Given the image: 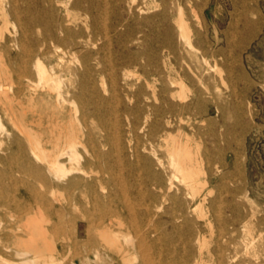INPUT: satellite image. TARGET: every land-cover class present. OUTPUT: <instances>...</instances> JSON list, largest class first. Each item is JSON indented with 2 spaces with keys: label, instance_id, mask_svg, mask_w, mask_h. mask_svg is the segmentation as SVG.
Masks as SVG:
<instances>
[{
  "label": "rangeland",
  "instance_id": "1",
  "mask_svg": "<svg viewBox=\"0 0 264 264\" xmlns=\"http://www.w3.org/2000/svg\"><path fill=\"white\" fill-rule=\"evenodd\" d=\"M92 3L95 12L102 17V24L108 28L104 34L97 23L94 26L89 50L94 59L103 63L97 66V61H92L96 66L93 77L100 83L99 71L104 69L102 76L107 99L112 96L113 85H117L123 104L130 108L136 105V100L128 99L126 94L131 97L139 94L143 101L138 112L141 128L131 135L132 144L139 141L142 153L150 156L144 145L149 149L153 145L154 150L165 157L166 137L176 136L179 132L193 137L205 158L207 191L214 188L211 199L222 195L226 203L224 237L220 238L218 223L211 233L198 219L210 249L221 243L236 264H264V0H92ZM180 17L190 31L191 45L182 35ZM78 18L81 24L85 20L82 13ZM20 29L21 25L10 17L0 21V45L16 37L15 33ZM43 39L35 33L32 38L20 42L32 46L41 55L47 70L61 77V83L55 81L52 85L58 87L61 84L63 89L77 85L74 76L66 70L72 65L69 56L60 61V53L53 47L44 55ZM22 51L19 43L11 54ZM147 59L152 63L149 64ZM35 60L36 57L32 58L30 63L31 84L27 79H21L22 85L39 83ZM122 60L126 65L120 64ZM9 62L8 57L0 53V85L5 84ZM180 77L186 88L184 99L180 96V85L173 83ZM13 79L17 80V75H13ZM29 101L27 92L12 103L0 97V139L6 144L10 143L12 135L19 133L12 118L30 124L35 118L33 115L38 118L42 113L47 123L48 109L40 105L36 107L37 113H31ZM114 106L116 104L111 101L106 104L105 122L95 118L89 120V125L94 133L108 131L114 135V119L119 118L121 137L126 145L130 136L128 124L133 121L134 114L129 117L122 112L116 114ZM167 121L172 124L167 126ZM149 130H154L152 145L147 137ZM136 178L137 183L126 194L125 200L134 208V216L123 214L120 217L123 227H111V233L118 235L124 249L122 255L100 237L103 224L116 219L112 215L105 216L108 203L85 197L78 190L61 189L55 208L43 210L56 225L54 235L58 251L55 258L48 253L39 257L32 253L19 255L18 252L23 250L16 247V239L8 234L0 246V264H142L145 255L150 258V264H154L156 212L154 203L147 199V192L140 190L142 185L144 187L142 181L147 178ZM144 188L149 189L148 186ZM21 190L20 186L14 191L16 198H21ZM36 214L35 203L31 202L16 213L18 224L9 216L5 217V223L16 229L18 237L26 238L28 233L21 223ZM249 231L262 245L253 252L246 251L245 237ZM130 240L135 243L131 244ZM192 247L197 256L199 247L195 237ZM173 250H170V258H178L181 246ZM164 251L166 253V249ZM35 257L38 259L33 260Z\"/></svg>",
  "mask_w": 264,
  "mask_h": 264
},
{
  "label": "bare ground",
  "instance_id": "2",
  "mask_svg": "<svg viewBox=\"0 0 264 264\" xmlns=\"http://www.w3.org/2000/svg\"><path fill=\"white\" fill-rule=\"evenodd\" d=\"M92 4V0H0V21H6L10 17L21 25V29L15 33L16 37L9 38L0 45V53L10 61L7 65L8 73L3 76L5 84L0 85V97L12 103L20 94L27 92L31 113H37L36 107L40 105L48 109L47 123L44 122L42 113L38 114V118L33 115L35 118L30 124L12 118L19 133L12 135V140L7 144L0 139V246H3L5 236L9 234L16 239V247L23 250L18 252L19 255L27 256L32 253L39 257L48 253L54 256L58 251L54 235L56 225L43 210L55 208L56 197L61 189H74L85 197L91 196L95 201L104 200L108 203L104 209L105 216L112 215L116 219L103 224L100 237L111 248L116 247L122 255L124 249L119 243L118 235L111 233V227H123L120 219L123 214L134 216V208L125 202L126 194L137 183L136 177L145 176L147 179L142 182L149 189L142 185L140 190L142 193L147 192V199L154 203L156 212L154 264H236L221 243L210 249L207 237L201 230L202 224L198 223V219L202 220L211 233L218 223L220 238L226 234V221L223 219L226 203L222 195L211 199L214 188L207 191L209 182L206 162L196 140L182 132L176 136L169 135L164 140L163 157L154 150V130H149L147 137L152 147L149 149L144 145V150L152 156L142 153L140 142L132 144L131 139V135H135L136 130L141 128L138 112L143 101L140 95L131 97L126 94L128 99L136 100V105L130 108L123 104L117 85H113L110 99L105 97L107 90L102 76L104 69L99 71L100 83L93 77L96 66L92 61L96 59L89 46L95 34L94 26L97 23L104 34L108 28L104 27L102 17L95 12ZM79 13L85 17L82 24L79 22ZM182 18L179 19L182 35L191 45L190 31ZM35 33L44 37L41 44L44 55L53 47L60 53V61L69 56V63L72 65H68L66 70L74 76L77 85H69L71 87L64 89L61 84L58 87L52 85L55 81L60 82L61 77L47 70L41 55L32 46L21 44ZM19 43L23 48L22 53L12 55L11 50L19 47ZM34 57L40 81L37 85H22L21 79H27L31 84L30 63ZM96 61L97 66L103 63L102 60ZM147 61L152 63L151 59ZM1 64L4 66L3 62ZM120 64L126 65V61L122 60ZM13 75H17V80L13 79ZM176 82L181 87L180 96L184 99L186 88L182 77L179 81L173 80V83ZM110 101L116 104L113 107L114 113L122 112L127 117L134 114L133 121L128 124L130 136L126 145L121 137L119 118L114 117V135L108 131L94 133L89 125L90 119L106 121L105 106ZM180 120L184 122L183 118ZM171 124L172 122L167 121V126ZM20 186L22 190L19 199L15 197L14 191H18ZM31 202L35 203L37 214L21 223L28 236L20 238L15 233L16 229L5 223V217L15 219L13 222L18 224L16 213L24 210ZM194 237L199 247L197 256L192 247ZM258 242L253 232L249 231L245 237L246 251L258 250L262 246ZM179 245L182 248L181 254L178 258L171 259L170 250ZM37 257L33 260H37ZM143 259L142 264H150L148 256L145 255Z\"/></svg>",
  "mask_w": 264,
  "mask_h": 264
}]
</instances>
